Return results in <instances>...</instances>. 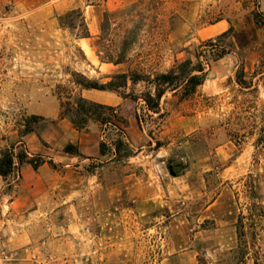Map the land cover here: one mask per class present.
I'll list each match as a JSON object with an SVG mask.
<instances>
[{"label":"rangeland","instance_id":"obj_1","mask_svg":"<svg viewBox=\"0 0 264 264\" xmlns=\"http://www.w3.org/2000/svg\"><path fill=\"white\" fill-rule=\"evenodd\" d=\"M99 1L0 0V158L5 149L15 146L10 140L23 136L28 128L40 133L46 128L51 120L48 117L60 110L55 96L57 86L72 89L73 72L87 73L88 78L101 82L109 81L106 79L113 73L109 67L88 70L77 43L81 28L64 30L58 17L81 8L88 27H98L96 51L102 50L105 56L103 46L113 43L115 48L119 31L102 34L103 13L142 10L146 19L138 43L129 53L130 64L121 65L118 70L127 72L130 66L147 74L167 72L177 62L210 60L206 44L221 35L212 25L222 19L227 26L233 23L234 33L223 39L229 53L210 63L207 79L195 96L181 101L172 91L168 92L161 101L165 118L143 112V102L126 100L120 106L118 123L132 141L139 132L138 127H131L135 112L140 110L145 117V139L141 144L133 142V150L141 151L133 164L152 168L162 176L177 152L185 153L191 161L189 181L182 182L180 193L174 198L177 214L167 208L158 217L125 219L128 235L135 244L132 264H155L150 257V241H155L159 246L155 249L167 256L194 250V256L186 258L184 264H237L240 208L235 191H241L242 179L252 173L258 192L264 196V144L256 149L259 135L246 139L243 136L244 128L248 131L254 124L264 126V86L243 92L235 83L243 68L250 78L263 56L264 28L246 10L255 7L254 0H164L158 4L152 0ZM134 90L138 94L144 85ZM33 117L40 119L35 121ZM115 135L114 131H106L109 145ZM156 141L164 144L157 155L152 150ZM23 149L18 145L16 154ZM199 160L208 162V171L199 165ZM163 161L165 164H161ZM143 166L140 169L144 170ZM169 183L167 177V188ZM220 194L232 200L233 210L217 225L205 209ZM162 214L171 217L167 225ZM3 239L0 236V264H17V257L4 250ZM261 245L264 249V243ZM77 264L95 261L90 255L87 261L81 257Z\"/></svg>","mask_w":264,"mask_h":264},{"label":"crops","instance_id":"obj_2","mask_svg":"<svg viewBox=\"0 0 264 264\" xmlns=\"http://www.w3.org/2000/svg\"><path fill=\"white\" fill-rule=\"evenodd\" d=\"M246 10L253 17L254 7ZM259 11L264 15V0L259 2ZM228 24L222 19L212 26L222 35L231 27L235 31L233 23ZM89 30L91 37L77 42L88 70L109 67L113 71L110 76L123 73L118 70L121 65L100 62L96 51L99 29L93 25ZM80 93L107 106H121L126 101L108 91ZM48 118L51 120L41 133L31 131L10 140L16 146L15 153L22 145L30 158L41 156L45 162L35 168L30 163L20 164L15 158L12 175L0 176V236L4 238V250L17 257V264H77L81 257L87 261L90 255L95 264H132L135 244L128 235L125 219L158 217L167 208L177 214L174 198L180 193L182 182L189 181L191 164L182 177L172 176L168 166L161 176L152 168L133 164L141 151L134 150L133 157L117 161L112 144L98 125L79 131L70 118L60 117V110ZM131 127L139 128L132 141L125 133L133 149V142L144 141L145 129L137 119L131 121ZM103 141L111 148L106 155L101 152ZM68 146L75 151H67ZM161 150L153 152L157 155ZM203 161L198 163L208 171L209 164ZM142 166L144 170L140 169ZM229 210H233L232 200L220 194L205 213L220 225ZM194 252L166 254L161 264H184Z\"/></svg>","mask_w":264,"mask_h":264},{"label":"trees","instance_id":"obj_3","mask_svg":"<svg viewBox=\"0 0 264 264\" xmlns=\"http://www.w3.org/2000/svg\"><path fill=\"white\" fill-rule=\"evenodd\" d=\"M100 0L99 2H104ZM164 2V0H152L153 3ZM89 2V1H88ZM260 0H254V11L251 12L258 26L264 28V15L259 11ZM145 14L142 10L137 13H110L105 11L102 16L101 32L115 31L118 29L119 34L116 37L119 43L115 48L112 45L103 46L106 49L105 56H102L103 51L97 52L100 62L112 64L115 66L130 64V51L138 43L139 34L143 27L142 23L145 20ZM59 25L64 30L76 31L78 26L81 28L77 34V39H86L91 37V33L81 8L74 9L64 16L58 17ZM119 22V24H117ZM144 24V23H143ZM117 25L115 29H112ZM234 33V28L231 27L226 33L218 36L216 39H211L206 46L210 48V60L194 63L192 60L177 62L169 71L164 73L147 74L137 72L130 66L127 72L114 74L109 77V81L101 82L92 80L87 76L73 72L72 84L70 89L63 85L57 86L55 96L60 103V117L70 118L74 126L79 131H89L92 125H98L101 131L106 134V131L116 132L115 138L111 140L112 147L116 154V160L121 161L133 157L136 153L130 147L125 139V131L118 123L120 118V106L113 107L99 104L90 101L83 97L81 90H97L116 93L124 100H132L135 102H143L141 110L147 114L158 115L159 118H165L162 114L161 101L163 97L170 91L174 96L179 97L181 101L190 100L198 92V89L205 83L207 79V68L211 62H216L223 59L229 52L223 44V39ZM108 37H111L108 34ZM101 40L105 38L100 36ZM106 41L110 42V40ZM225 47V48H224ZM118 51V54L115 52ZM235 83L243 92L256 91L262 85L264 86V47L263 56L255 67L250 78L246 77L245 69L238 72ZM144 85V90L138 94L134 88L138 85ZM135 118L140 126L145 129V117H142L140 110L135 112ZM36 121L39 117H33ZM247 129V128H246ZM244 128V138L248 136H258L255 142V148L258 149L264 144V126L250 127V130ZM33 130L27 129L26 133ZM259 132V133H258ZM153 140L154 138L151 137ZM152 144L150 148H152ZM164 147L161 141H156V146L153 151H159ZM110 146L107 142L101 143V152L103 155L108 153ZM16 146H11L5 149L0 158V176L8 178L12 175L15 169V158L20 164L30 163L35 168H38L45 159L41 156L29 157L25 148L19 154L15 153ZM67 151H75L73 146H68ZM190 159L183 152H177L168 161V169L172 176L182 177L190 167ZM242 189L240 192L235 191V196L239 204L240 212L237 220V264H248V261L253 260L254 264H261L264 260V249L261 243H264V196L257 190L256 179L254 174L250 173L242 179ZM244 199L245 203L241 204ZM165 216V215H164ZM155 217V216H153ZM166 223L170 220V215H166ZM250 238V239H249ZM155 241H150L151 259L155 264H161L165 258V252H162ZM136 264V263H135ZM149 264V263H147Z\"/></svg>","mask_w":264,"mask_h":264}]
</instances>
